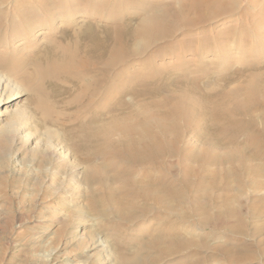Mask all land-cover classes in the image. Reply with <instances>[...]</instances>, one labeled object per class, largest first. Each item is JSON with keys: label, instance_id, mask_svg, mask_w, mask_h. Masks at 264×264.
<instances>
[{"label": "bare ground", "instance_id": "bare-ground-1", "mask_svg": "<svg viewBox=\"0 0 264 264\" xmlns=\"http://www.w3.org/2000/svg\"><path fill=\"white\" fill-rule=\"evenodd\" d=\"M23 29L51 37L29 46ZM0 85V122L28 94L35 127L62 129L84 166L90 212L137 234L118 264L242 259L235 202L264 214V0H0ZM146 219L149 233L123 229ZM218 225L227 244L210 242Z\"/></svg>", "mask_w": 264, "mask_h": 264}, {"label": "rangeland", "instance_id": "rangeland-1", "mask_svg": "<svg viewBox=\"0 0 264 264\" xmlns=\"http://www.w3.org/2000/svg\"><path fill=\"white\" fill-rule=\"evenodd\" d=\"M245 3L246 0H241V4ZM13 7L10 8V13L15 12ZM20 7L21 5L17 6ZM83 9L89 12L87 8ZM250 11L256 12L254 8ZM233 19L237 20L236 15ZM243 19L252 23V16ZM49 27H52L51 23ZM19 32L28 36L26 40L29 44L26 45L29 46L51 37V34L28 35L25 29ZM12 33V29H9L5 39L9 53L13 51V42L16 41ZM4 76L6 79L8 74L4 73ZM10 78L12 82L16 81L14 83L23 86L21 79L18 80L15 76ZM11 108L20 112L1 116L3 121L0 122V264H118L115 250L134 246L137 234L116 233L110 222L117 219L97 220L100 219L98 215L90 212L87 204L91 201L92 186L83 179L84 166L78 162L72 149L61 140L62 129L47 126L40 130L35 127L37 123L34 118L39 117H35L36 114L30 111L32 108L30 109L28 94ZM21 125L23 133L19 129ZM177 162L176 157H166L163 166L170 170L172 164ZM263 179L264 172L261 180ZM93 188L98 192L103 189L101 184H95ZM245 190L248 191L249 188L246 187ZM231 193L239 194L236 190ZM257 202L258 200H250L247 196L242 201L235 202L238 211L246 216L242 227L246 235L241 239L236 238L237 245L233 246L243 247L239 248L242 250L237 254L242 258L238 264H264V229H257L264 223V214L250 213L251 205H256ZM258 208L259 211L262 206ZM239 221H230L228 224ZM189 223H194V220ZM141 224L145 227H141ZM177 224L182 225L181 222ZM151 225L152 222L147 219L133 225L122 224L123 229L136 228L147 233ZM216 228L219 230L218 234H211L210 242L227 244L228 239L232 238L228 233V225H218ZM103 238L107 243L104 241V244L96 246ZM107 250L110 252L107 253ZM200 256L208 264H234L213 249L202 251ZM244 256H248L247 259ZM158 264L167 262L165 260Z\"/></svg>", "mask_w": 264, "mask_h": 264}]
</instances>
